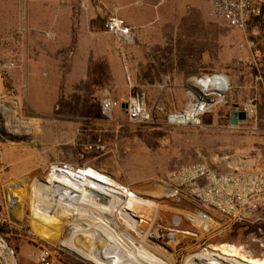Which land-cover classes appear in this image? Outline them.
Returning <instances> with one entry per match:
<instances>
[{"label": "rangeland", "instance_id": "374dc122", "mask_svg": "<svg viewBox=\"0 0 264 264\" xmlns=\"http://www.w3.org/2000/svg\"><path fill=\"white\" fill-rule=\"evenodd\" d=\"M77 1L79 5L73 9L76 20L57 26L59 41L69 56L58 65L49 59L46 107L41 106L39 95H33L32 73L29 69L24 73L27 49L22 35L26 27L10 24L7 14L13 0H0V239L12 252L9 260L0 257V264H21L20 249L27 247L36 250L32 263L36 264L43 246L52 251L54 264H108L100 254L112 239L132 248L158 247L156 257L129 256L123 264L169 263L170 256L184 264L205 249L228 246L241 249L247 261L264 264V214L239 224L220 219L216 231H197L193 226L217 225L196 214L201 209L173 194L165 183L169 172L195 163H206L218 173L264 169V76L255 73L256 63L259 70L264 63L253 58L264 48L262 39L257 37L255 47H250L253 34L225 23L216 28L175 24L174 33L185 41L129 42L125 51L131 66L123 82L114 71V59L118 58L122 69L126 63L115 36L106 31L108 19L119 16L118 12L109 0ZM195 9L209 13L211 5L208 0H196L191 13ZM90 10L98 24L90 21ZM153 32L148 30L147 36ZM89 33L94 34L93 41ZM89 42L90 48L109 49V72L101 62L89 67L82 58L83 63L75 62L74 49L79 48L81 56ZM162 63L164 70L157 73L156 65ZM212 74L229 80L223 102L202 118L199 127L169 125L166 115L185 109L191 101L190 79ZM140 94L155 118L153 124H131L123 112L112 120L102 116L103 97L127 101ZM250 102L256 104L257 117L232 126L231 113ZM41 108L47 111L41 112ZM53 168L90 175V182L77 187L92 193L100 189L120 203V221L109 228L97 216L75 217L78 225L90 229V258L66 247L71 227L64 219L55 218L50 225L37 215L42 206L33 197V185ZM91 221L94 223L88 226ZM91 231L104 237L92 243Z\"/></svg>", "mask_w": 264, "mask_h": 264}, {"label": "crops", "instance_id": "0c3cea01", "mask_svg": "<svg viewBox=\"0 0 264 264\" xmlns=\"http://www.w3.org/2000/svg\"><path fill=\"white\" fill-rule=\"evenodd\" d=\"M109 1L111 3L110 6L116 10L119 15L114 16L124 21L126 26L132 29L134 34L133 41L135 42L140 41V39L146 41L153 40L156 41V44L159 42L173 43L180 40L185 41V38H180V35L174 33L175 24L178 27H180V25L182 27L186 25L198 26L201 28L214 26L216 28L217 26L220 27V23H225L231 28L226 20L213 16L214 0H208L209 5H211V10L209 13L202 12L203 14L196 9V13H191V5H193L196 0H168L164 4H161L159 0ZM184 4H186V11L182 10ZM78 5L79 3L77 0H13L9 6L10 11L7 17L9 18L10 24H22L26 27L22 35L27 49V60L24 73L27 74L28 69L32 73L34 77L31 84V87L33 86L32 88L34 89L33 95L34 97L38 95L41 97V106L48 107L46 104L48 103L49 95L46 89L49 88L48 84L51 78H49V75L45 72L47 70L46 68L50 65L49 59L51 60V58H53L55 65H58L61 64L64 57L69 56L64 53L63 45L61 41H59L61 33H59L57 26L63 23L68 24L72 21L74 22L77 18V13H74L73 9L77 8ZM92 17L90 10V21L93 23ZM95 24L98 23L94 22V25ZM148 30L154 31L148 34L149 37L147 36ZM89 34V38L93 41L95 37L94 34ZM115 39L117 40L118 48L122 51L126 68L122 69L116 57V59H114V71L118 74V80L126 82V71L129 72L128 67L131 65H129L127 61L128 54L125 51V47L131 42L121 41L116 37ZM65 50H67V48ZM83 52V55L80 56L78 55L80 53L79 48L74 49V53L71 51L72 55L75 54L76 63H83L84 61L82 59H84L87 64L86 67H89L92 62H101L103 65L106 64L107 66L110 64L111 55L106 46H103L102 50L95 48V46L90 48L89 42ZM263 56L262 51H256V54H253L254 61L257 58L260 62ZM108 60L109 64L107 63ZM164 67V63L160 65L157 64L156 72L162 73ZM109 71L110 68L108 66L107 72ZM256 72H260L257 63L255 73ZM86 73L88 76L87 80H89L88 68L86 69ZM24 80H26L25 75ZM129 81L132 86V80ZM42 90L45 92H41ZM104 98L110 97L105 96L102 100ZM40 111L45 112L47 108H41ZM15 130L16 129L13 130L14 133L19 132ZM88 182H90V175L88 174H81L70 169L53 168L48 172L45 179L39 180L33 185V197L36 202H41L40 205L42 206L41 212H37V215L46 220L50 225H54L55 223L52 220L58 217L55 215L53 208L56 202L62 197V194H66L70 189ZM77 220L78 218L75 220L76 224L74 225L67 221L65 223L71 227V231L66 239V247L68 246V249L74 254L78 251H82L85 257L90 258V229L78 225ZM91 233L93 235L91 237L92 243L104 237V235L97 232L91 231ZM35 253V249L28 247L21 248L19 252L21 264H32Z\"/></svg>", "mask_w": 264, "mask_h": 264}, {"label": "built area", "instance_id": "2783aa9c", "mask_svg": "<svg viewBox=\"0 0 264 264\" xmlns=\"http://www.w3.org/2000/svg\"><path fill=\"white\" fill-rule=\"evenodd\" d=\"M166 1L168 0H159L161 4ZM212 14L226 20L233 29L253 34L250 47H255L257 37L262 39L264 45V30L260 31L259 24H255L253 30L249 31L250 26L257 20H264V0H214ZM106 31L121 41L130 42L134 39L132 29L116 16L108 19ZM14 65L11 64L12 67ZM218 75L222 74L190 79L188 94L194 92L193 80L202 81L206 77L214 79ZM193 102L192 99L185 109L167 114V123L171 126H201L202 118L213 109H208L205 104V108L198 111V103ZM123 104H127L126 109L122 108ZM100 110L107 120H112L117 112H123L131 124L155 122L144 94L132 97L126 102L104 98L100 102ZM243 110H246L248 118L257 117L255 103L250 102ZM165 183L173 194L180 195L199 207L201 210L197 212L209 217L217 225L220 219L230 224H239L258 214H264V169L235 168L228 173H218L206 163H195L169 172ZM36 264H54L52 251L48 247L40 248Z\"/></svg>", "mask_w": 264, "mask_h": 264}, {"label": "bare ground", "instance_id": "6f19581e", "mask_svg": "<svg viewBox=\"0 0 264 264\" xmlns=\"http://www.w3.org/2000/svg\"><path fill=\"white\" fill-rule=\"evenodd\" d=\"M193 84L195 87H191L194 92L190 93L189 96H191V100L193 99V103H198V111L203 110L205 104L208 105V109H214L223 102V94L229 89V80L224 75H218L214 79H208L206 77L202 81L196 80V82L193 80L192 85ZM118 206H120V203L109 199L100 189H98L96 193H92L84 191L79 187H74L66 193L65 197L54 207L53 211L58 218L71 222L73 225L76 224V216H97L98 219L109 228L112 222L120 221ZM129 228V225H127V229ZM193 228L202 232H206L208 229L209 232L212 233L219 228V225L215 227L205 225L202 228L193 226ZM122 230L124 229L122 228ZM155 235H157V233ZM144 236L145 235H141L140 238L145 240ZM128 242L130 243V241ZM157 249L158 247L148 246L147 244L132 248L123 244L121 241L112 239L108 244L102 247L100 255L108 264H123L127 261L129 256L138 259H142L148 255L156 257L155 252ZM240 252L241 249L235 246H228L222 249L213 247L205 249L198 257L194 258L192 262H185L184 264H254L247 261L244 254L242 255ZM0 257L5 261L12 258V252L7 249L5 243L1 239ZM168 260L169 263L165 261L162 262V260L161 262L163 264H177L175 256H170Z\"/></svg>", "mask_w": 264, "mask_h": 264}, {"label": "water", "instance_id": "95a60500", "mask_svg": "<svg viewBox=\"0 0 264 264\" xmlns=\"http://www.w3.org/2000/svg\"><path fill=\"white\" fill-rule=\"evenodd\" d=\"M122 108L126 109L127 104H123ZM247 120H248V114L246 110H237L231 113L230 124L232 126H237L240 122H246Z\"/></svg>", "mask_w": 264, "mask_h": 264}, {"label": "trees", "instance_id": "16d2710c", "mask_svg": "<svg viewBox=\"0 0 264 264\" xmlns=\"http://www.w3.org/2000/svg\"><path fill=\"white\" fill-rule=\"evenodd\" d=\"M255 24H259V29H260L261 32H262V30H264V20H262V21H261V20H257L256 23H254V24H252V26H250L249 31H252V30H253V27H255ZM252 39H253V38H252ZM261 51L263 52V55H264V49L261 50ZM261 62L264 63V56H263L262 60L260 61V63H261ZM259 71H260V72H259L260 76L263 77V76H264V74H263V72H264V68H261ZM37 220H38V219H37ZM92 223H94V222L91 221V222L88 224V226H91ZM96 225L101 226L102 224H101L100 222L96 221Z\"/></svg>", "mask_w": 264, "mask_h": 264}]
</instances>
